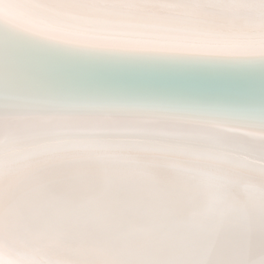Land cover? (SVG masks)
Instances as JSON below:
<instances>
[{"label": "snow or ice", "instance_id": "6c2138e0", "mask_svg": "<svg viewBox=\"0 0 264 264\" xmlns=\"http://www.w3.org/2000/svg\"><path fill=\"white\" fill-rule=\"evenodd\" d=\"M0 264H264V0H0Z\"/></svg>", "mask_w": 264, "mask_h": 264}]
</instances>
